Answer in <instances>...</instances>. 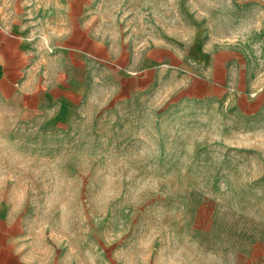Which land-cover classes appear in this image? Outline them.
<instances>
[{"label":"rangeland","instance_id":"rangeland-1","mask_svg":"<svg viewBox=\"0 0 264 264\" xmlns=\"http://www.w3.org/2000/svg\"><path fill=\"white\" fill-rule=\"evenodd\" d=\"M2 25L0 264H264V0H0Z\"/></svg>","mask_w":264,"mask_h":264},{"label":"crops","instance_id":"crops-1","mask_svg":"<svg viewBox=\"0 0 264 264\" xmlns=\"http://www.w3.org/2000/svg\"><path fill=\"white\" fill-rule=\"evenodd\" d=\"M0 29L2 31V40H4V38H5V31H6L5 28H4V25H2V27H0ZM0 64L2 65V68H3V71H4L3 74L0 75L1 76V79L0 80H2V82H5L6 80H9L6 77V56H5V53H3V55H2V61H1ZM81 71H82V67H75L73 69V73L71 74V77H74L75 76V72L81 73ZM65 76H66V74L63 71H60V76L57 77L56 79H54L53 86H57V89L59 87H65L66 88L67 87V84H68V80L70 79V81H71V77H69V78L66 77L65 78ZM66 82H67V84H66ZM64 85H66V86H64ZM51 89H53L55 91V95H54L53 99H51V101H56L57 102V100H61L59 98V95L62 94V93H60L58 91L56 92V89H54V88L51 87L50 80H48L46 82L45 81L43 82L42 87H41L40 90L37 91V94H38L39 97L40 96H42L44 98H45V96L50 97L52 95L51 94ZM18 91L20 92L18 94H20L22 96H24V94H32L34 92L32 90H28L27 88H23V87H20L18 89ZM23 103H26V102H23ZM58 110H60V112H64L65 113V112L69 111L70 108H67V106L64 105L63 107L60 106L58 108ZM8 254H9V252H8Z\"/></svg>","mask_w":264,"mask_h":264}]
</instances>
